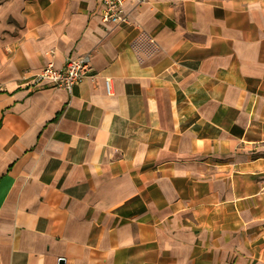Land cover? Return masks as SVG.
<instances>
[{
    "label": "crops",
    "instance_id": "crops-1",
    "mask_svg": "<svg viewBox=\"0 0 264 264\" xmlns=\"http://www.w3.org/2000/svg\"><path fill=\"white\" fill-rule=\"evenodd\" d=\"M124 10L0 0V264H264V0Z\"/></svg>",
    "mask_w": 264,
    "mask_h": 264
},
{
    "label": "built area",
    "instance_id": "built-area-1",
    "mask_svg": "<svg viewBox=\"0 0 264 264\" xmlns=\"http://www.w3.org/2000/svg\"><path fill=\"white\" fill-rule=\"evenodd\" d=\"M127 0H101L102 18L104 21H110L121 24L129 21V17L124 10V4ZM92 62L90 54L80 56H68L63 66H55L52 62L44 66L39 72L33 74L29 85L32 88H40L44 85L50 87H61L68 91L79 83L83 78L91 74ZM106 85L110 91V82L107 79Z\"/></svg>",
    "mask_w": 264,
    "mask_h": 264
},
{
    "label": "water",
    "instance_id": "water-1",
    "mask_svg": "<svg viewBox=\"0 0 264 264\" xmlns=\"http://www.w3.org/2000/svg\"><path fill=\"white\" fill-rule=\"evenodd\" d=\"M60 264H64V260L63 259L60 260Z\"/></svg>",
    "mask_w": 264,
    "mask_h": 264
}]
</instances>
